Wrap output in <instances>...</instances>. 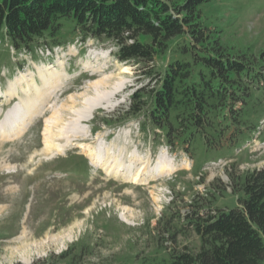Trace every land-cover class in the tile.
I'll return each mask as SVG.
<instances>
[{
    "label": "rangeland",
    "instance_id": "obj_1",
    "mask_svg": "<svg viewBox=\"0 0 264 264\" xmlns=\"http://www.w3.org/2000/svg\"><path fill=\"white\" fill-rule=\"evenodd\" d=\"M203 10L227 42L264 49V0H217ZM64 39L33 52L0 40V264H29L79 239L93 244L94 264H132L154 251L164 211L183 215L194 195L214 189V205L236 203L227 171L264 167V139L256 134L236 158L204 164L197 182L192 160L166 145L153 151L136 119L98 124L147 83L137 64L119 61L110 41ZM168 60L169 51L157 55V69ZM72 151L88 158L87 175L57 167ZM187 233L170 246L194 249L198 238Z\"/></svg>",
    "mask_w": 264,
    "mask_h": 264
},
{
    "label": "trees",
    "instance_id": "obj_2",
    "mask_svg": "<svg viewBox=\"0 0 264 264\" xmlns=\"http://www.w3.org/2000/svg\"><path fill=\"white\" fill-rule=\"evenodd\" d=\"M214 1L0 0V40L29 52L41 41L49 48L64 44L66 34L112 42L116 58L135 62L148 81L130 94L127 106L98 124L116 127L136 119L153 151L166 145L186 154L194 175H201L197 182H203L204 164L236 158L234 151L256 134L264 139V49L227 42L221 25L203 15ZM166 51L170 60L157 69L155 58ZM60 159L66 163L59 169L77 176L89 172L83 154L72 151ZM235 162L229 166L235 168ZM227 175L237 194L233 206L214 205L220 191L214 189L194 195L183 215L164 211L154 251L132 264H263L264 167ZM187 232L198 238L194 249L170 246ZM94 254L93 244L79 239L29 264H94Z\"/></svg>",
    "mask_w": 264,
    "mask_h": 264
},
{
    "label": "bare ground",
    "instance_id": "obj_3",
    "mask_svg": "<svg viewBox=\"0 0 264 264\" xmlns=\"http://www.w3.org/2000/svg\"><path fill=\"white\" fill-rule=\"evenodd\" d=\"M50 67V66H49ZM52 67V66H51ZM53 70H55V69H53Z\"/></svg>",
    "mask_w": 264,
    "mask_h": 264
}]
</instances>
